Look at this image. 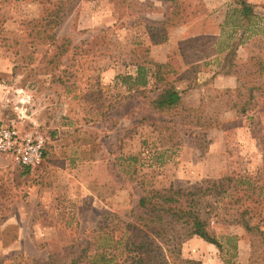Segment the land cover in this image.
Here are the masks:
<instances>
[{
	"label": "rangeland",
	"instance_id": "374dc122",
	"mask_svg": "<svg viewBox=\"0 0 264 264\" xmlns=\"http://www.w3.org/2000/svg\"><path fill=\"white\" fill-rule=\"evenodd\" d=\"M239 1L257 15L245 33ZM54 12V28L32 27ZM63 39L61 53L53 41ZM138 66L155 74L147 97L177 89V110L147 109L122 82ZM0 120L36 132L45 154L32 170L0 156V264H65L107 215H140L141 196L238 177L248 183L226 182V222L214 225L224 245L237 238V254L196 237L180 251L250 264V239L230 221L239 197L264 227V0H0ZM160 124L178 146L159 142Z\"/></svg>",
	"mask_w": 264,
	"mask_h": 264
},
{
	"label": "trees",
	"instance_id": "16d2710c",
	"mask_svg": "<svg viewBox=\"0 0 264 264\" xmlns=\"http://www.w3.org/2000/svg\"><path fill=\"white\" fill-rule=\"evenodd\" d=\"M160 1L173 2L174 0ZM237 6L234 12L241 20V28L245 33L250 22L257 15L254 12V6L245 1H239ZM58 22V13L54 12L45 25L36 21L32 27L41 33V30L54 28ZM66 41V39L62 42L53 41V45H56V49H60L62 53L66 47ZM146 71L144 66H138L136 76L122 77V82L126 83L130 80V85L137 95L146 99L147 109L158 113L177 110L181 104V95L169 84L158 86L157 93L153 97H147L146 87L155 74L151 73L150 78L147 79ZM242 111H244L243 108ZM154 130H158L159 142L166 147L171 144L169 149L180 144V136L174 128L160 124L156 125ZM131 161L137 162V158L132 157ZM233 180V178L206 180L202 182L204 185L197 188L153 191L141 196L136 204L140 215L134 216L130 222L107 215L106 224L101 223L96 229L90 231L89 242L82 250V254L64 258L65 264L80 262L85 264H201L196 260L185 259L181 255L180 243L192 237L214 246L221 253L232 251L234 256L237 254V238L225 236V245L229 246L225 250V245L218 240L214 230L215 224L226 222L224 214H221L222 208L217 206L227 197L226 182L231 183ZM234 183L235 185L236 183L246 184L248 179L238 177ZM246 193L247 191L244 190L243 196ZM208 197H215V202L206 201ZM241 203L243 202L238 197L234 202V212L231 214L233 218L230 223L241 227L250 239L252 251L250 264H264V227L251 223L254 212L248 205L243 206ZM217 209L220 212L217 213ZM89 246H93L92 254H87ZM225 264H232L231 260H226Z\"/></svg>",
	"mask_w": 264,
	"mask_h": 264
},
{
	"label": "built area",
	"instance_id": "2783aa9c",
	"mask_svg": "<svg viewBox=\"0 0 264 264\" xmlns=\"http://www.w3.org/2000/svg\"><path fill=\"white\" fill-rule=\"evenodd\" d=\"M44 155V140L36 132L24 134L12 124L0 120V156L18 166L32 170Z\"/></svg>",
	"mask_w": 264,
	"mask_h": 264
}]
</instances>
